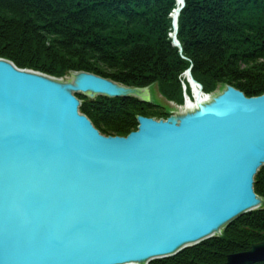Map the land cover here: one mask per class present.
<instances>
[{
    "label": "water",
    "instance_id": "water-1",
    "mask_svg": "<svg viewBox=\"0 0 264 264\" xmlns=\"http://www.w3.org/2000/svg\"><path fill=\"white\" fill-rule=\"evenodd\" d=\"M177 3L171 36L182 50ZM185 74L199 91L185 110L139 115L137 130L107 136L77 94L152 102L151 86L86 71L68 81L0 58V264H148L264 204V94L205 93ZM262 261L264 241L223 264Z\"/></svg>",
    "mask_w": 264,
    "mask_h": 264
},
{
    "label": "trees",
    "instance_id": "trees-1",
    "mask_svg": "<svg viewBox=\"0 0 264 264\" xmlns=\"http://www.w3.org/2000/svg\"><path fill=\"white\" fill-rule=\"evenodd\" d=\"M185 2L181 50L171 36L177 0H0V58L59 78L86 71L131 87L157 84L166 100L182 106L184 83L191 95L189 68L207 93L231 85L248 97L264 94V0ZM77 96L81 112L107 136L137 130L139 115L173 113L134 96ZM255 191L264 198V166ZM262 241L264 204L220 234L148 264H223Z\"/></svg>",
    "mask_w": 264,
    "mask_h": 264
},
{
    "label": "rangeland",
    "instance_id": "rangeland-1",
    "mask_svg": "<svg viewBox=\"0 0 264 264\" xmlns=\"http://www.w3.org/2000/svg\"><path fill=\"white\" fill-rule=\"evenodd\" d=\"M186 73V72H185ZM56 77V76H55ZM69 75L68 76H65V77H61V78H63V80H68L69 79ZM185 78H186V74H185V76H184ZM59 78V77H58ZM69 81V80H68ZM184 83V82H183ZM148 87H150V86H147V88ZM151 89H152V95H153V101L152 102H155L156 104H159L160 106H162V107H166V108H172V110H173V113L175 112V111H181V110H183V108H182V105H177V104H175V103H173V102H170V101H168V100H166L162 95H161V93L159 92V89H158V85L157 84H153V85H151ZM190 90H191V98L192 99H194V97H193V95H192V86H190ZM187 91V88H186V90H185V86H184V92H186ZM221 91V90H220ZM220 91H218V92H216V93H214V94H217V93H219ZM205 92V91H204ZM205 93H207V92H205ZM187 95V93H184V99H185V96ZM194 94V93H193ZM172 113V114H173Z\"/></svg>",
    "mask_w": 264,
    "mask_h": 264
},
{
    "label": "bare ground",
    "instance_id": "bare-ground-1",
    "mask_svg": "<svg viewBox=\"0 0 264 264\" xmlns=\"http://www.w3.org/2000/svg\"><path fill=\"white\" fill-rule=\"evenodd\" d=\"M69 81L71 80V78L69 77V79H68ZM185 84V83H184ZM186 85V84H185ZM192 86H193V89H194V93H195V95L197 96L198 95V87L192 82ZM186 88H187V85H186ZM186 93H187V91H186ZM187 99H188V101L190 100V101H194V99H192L191 98V95H189L188 93H187ZM190 101L188 102V104H190ZM182 108L185 110V106H182ZM217 233V232H216ZM126 264H139V262H137V261H131V262H128V263H126Z\"/></svg>",
    "mask_w": 264,
    "mask_h": 264
}]
</instances>
